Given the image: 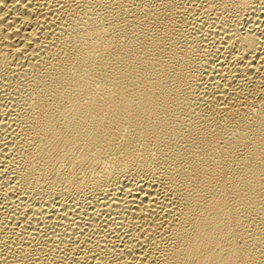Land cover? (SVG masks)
Listing matches in <instances>:
<instances>
[{
  "label": "bare ground",
  "instance_id": "1",
  "mask_svg": "<svg viewBox=\"0 0 264 264\" xmlns=\"http://www.w3.org/2000/svg\"><path fill=\"white\" fill-rule=\"evenodd\" d=\"M0 264H264V0H0Z\"/></svg>",
  "mask_w": 264,
  "mask_h": 264
}]
</instances>
